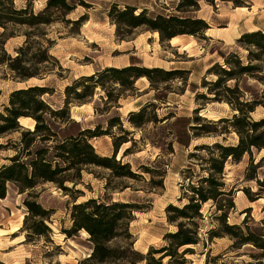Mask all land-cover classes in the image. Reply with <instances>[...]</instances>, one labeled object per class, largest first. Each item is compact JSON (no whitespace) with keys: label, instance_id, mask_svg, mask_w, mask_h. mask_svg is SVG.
<instances>
[{"label":"rangeland","instance_id":"rangeland-1","mask_svg":"<svg viewBox=\"0 0 264 264\" xmlns=\"http://www.w3.org/2000/svg\"><path fill=\"white\" fill-rule=\"evenodd\" d=\"M69 1L75 3L76 8L63 22L34 29L9 25L5 32L0 28V34L4 32L6 37V58L21 57L25 70L21 69L20 73L36 74L32 78L21 79L6 65L0 64V113L12 91L29 86L49 89L50 92L42 100L52 109L62 107L66 87L82 76H90L107 67L121 69L127 64H137L164 71L174 67L186 71L183 69L192 67L194 59L204 56L207 49L211 52L219 48L222 55L235 52L245 62L247 52L237 44V40L227 48L210 42L206 36L202 41L188 39L185 43L173 41L170 44L160 42L159 37L156 38L158 34L143 27L120 40L107 14L113 5L119 9L126 5L135 7L136 13L146 9L148 13L207 18L213 29L208 34L212 35L215 32L225 33L224 29L230 26H236L239 30L251 29L249 22L252 20L254 24L264 25V0H197L198 10L184 8L180 11L177 9L179 0ZM24 3L16 1L15 6L20 8ZM44 6L45 0L33 1L34 12L42 10ZM80 17L85 18L81 24L72 23ZM254 31L258 30L251 32ZM20 48L25 50L21 55L18 51ZM43 55L51 59L39 63ZM222 55L217 62L221 66L224 65ZM184 73L167 83L157 80L150 83L145 78L139 79L132 91L106 80V90L97 86L91 99L70 105V119L83 128L94 129L98 126L100 131H105L110 119L117 120L114 122L116 126L109 132L117 138L124 135L122 131H126L128 134L125 137L129 142L119 148L115 159L121 165H129L130 171L137 176L134 179L116 178L109 170L85 167L79 179L64 185L67 191L52 183H44L20 193L15 186L9 185L6 197L0 200V264H90L84 262L91 253L87 234L80 231L67 238L62 233L63 229L71 226L69 210L73 201L78 204L89 198L130 202L141 208L133 213L128 225L135 252L146 255L149 249L158 250L167 245L164 236L175 232L176 226L167 221L166 207L184 204L185 188L190 181L207 174L203 170L206 153L195 150V146L214 143L233 146L237 143L236 134L229 128L228 133L221 135L193 136V133L201 131H192L191 127L204 129L211 121L230 119L234 112L225 103L197 100V95H206L202 82L214 81V75L205 72L200 79L198 76L191 78L187 71ZM233 84L234 81L227 83L231 87ZM238 85L246 98L260 95L264 89L252 77L238 79ZM107 92L113 102L107 100ZM141 107L147 108L145 115L149 122L135 128L127 120L128 113L137 112ZM194 110H198V113L195 114ZM196 117L200 118L198 122L195 121ZM251 117L254 120L264 117L263 108L258 107ZM18 122L24 129H33L34 121L31 118ZM223 127L226 129L224 125L216 128ZM20 137L19 132L0 136V145L4 146L0 150V166L7 163L6 157L14 154L12 147L19 144ZM90 143L98 155L112 156L114 148L110 136L92 139ZM127 149L128 152L124 154ZM253 165L257 166L254 172L247 156L238 164H225L223 181L226 189L232 191L234 203L227 222L238 227L247 226L256 235L264 236V189L256 182L264 181V151L254 152ZM251 174L256 180L248 179ZM24 199L35 200L44 209L52 210L46 222L50 228L47 239L32 238L26 241L25 233L21 231L26 214ZM201 213L202 219L197 221L201 242L190 247L193 253L183 256V264H264L261 252L252 245L232 248V241L227 236L208 241L207 232L216 228L213 219L215 210L210 203H206ZM125 245L123 239L113 240L109 244L110 247ZM186 248H180L179 253ZM159 257L154 255L155 259ZM168 261L166 257L162 264H168Z\"/></svg>","mask_w":264,"mask_h":264},{"label":"trees","instance_id":"trees-1","mask_svg":"<svg viewBox=\"0 0 264 264\" xmlns=\"http://www.w3.org/2000/svg\"><path fill=\"white\" fill-rule=\"evenodd\" d=\"M16 1L25 2L20 8L15 6ZM35 0H0V28L5 32L9 25L24 26L30 29L39 26H49L63 22L65 17L75 10V3L69 0H45V6L38 12L33 11ZM211 3V1H210ZM198 10L197 0H179L177 9ZM137 12V8L124 6L122 9L113 5L108 11L111 24L115 25V34L123 40L132 34L135 29L145 28L146 31L158 34L159 41L165 42L174 37L187 35L202 41L209 29L208 23L198 17L176 16L148 13L146 9ZM85 20L80 17L72 23L81 24ZM66 22H70L67 21ZM4 32L0 34V64L6 65L17 74L18 78L29 79L36 74L20 73L25 70L21 57L6 58L4 44L6 37ZM237 44L246 50L245 62L237 53L231 52L222 55L224 65L213 64L207 69V75H214L212 82L203 81L201 86L206 89V95H197L198 99H205L211 103H225L234 112L230 119L221 118L216 122H210L208 127L193 126L191 130H199L193 133L194 137L205 135H218L228 133V128L237 136L236 145H212L195 146V150L204 151V171L206 176L199 177L196 181H190L185 188L183 198L186 202L180 207L168 205L166 207L167 221L176 226V231L164 236L167 245L158 250L149 249L146 255L135 252L130 242L128 225L132 221L133 213L140 211V207L134 203L121 201H103L89 198L81 203L73 204L69 210L71 226L63 229L62 233L71 238L82 231L88 236L91 244V253L84 262L90 264H162L164 258H169L168 264H183L184 255L193 253L190 247L200 244L198 220L202 219L201 209L206 203L214 208L213 219L216 228L210 229L208 241L213 238L227 236L232 241V248L238 249L244 245H252L261 252L264 257V236L256 235L247 226L230 225L227 222L228 214L234 209L232 191L227 190L224 178L226 163L238 164L244 156L253 165L254 152L264 151V117L254 120L251 114L258 107L264 110V89L260 95L246 98L244 91L238 85V79L252 77L264 86V31L243 33ZM20 55L24 49H18ZM46 54V53H45ZM51 59L43 55L39 63ZM186 71H164L158 68H146L137 64H129L121 69L107 67L90 76H82L75 80L71 86L65 88L63 106L52 109L42 97L50 91L45 87L29 86L16 89L9 94L7 105L0 113V136L10 132H19L20 142L14 149V154L6 157V164L0 166V200L6 197L8 186H15L20 193L33 190L40 184L52 183L58 188L67 191L64 186L68 182H74L80 178L81 170L85 167H97L111 171L116 177L136 178L137 175L130 171L127 164L121 165L115 157L119 148L128 143L126 131L124 135L114 138L109 132L116 126V119L108 121V129L100 131L81 127L70 119V105L81 103L91 99L97 86L105 89V81L109 80L125 90H133L134 84L139 79H147L150 83L156 80L162 83L170 82ZM234 81L233 86L227 83ZM107 100L113 102L109 92ZM208 95L210 97H208ZM146 107H141L137 112H129L127 120L135 128H141L149 120L146 118ZM198 113V110H194ZM34 121L32 130L24 129L18 120L29 119ZM199 117L195 118L198 122ZM119 125V123H118ZM226 129H217L219 126ZM213 130H210L212 127ZM102 136H110L113 139V154L111 157L100 156L96 153L92 139ZM8 146V144L6 145ZM4 146L0 145V150ZM128 149L124 151V154ZM189 180L191 178L187 177ZM249 180H256L251 174ZM258 186L264 189V181L256 180ZM250 201H253L250 199ZM26 214L23 218L21 231L25 233L26 241L32 238H48L50 228L47 225L52 210L44 209L35 200H23ZM116 239L126 241L124 247H110L109 244ZM187 247V248H186ZM180 248H186L179 253ZM154 255H160L158 259ZM179 262V263H178ZM227 264V263H221Z\"/></svg>","mask_w":264,"mask_h":264},{"label":"crops","instance_id":"crops-1","mask_svg":"<svg viewBox=\"0 0 264 264\" xmlns=\"http://www.w3.org/2000/svg\"><path fill=\"white\" fill-rule=\"evenodd\" d=\"M201 18L203 20H205L208 25H209V29L207 30V32L205 33V36L208 38V40L210 42H217V45H220L221 47H231L232 44L234 43V41H236L243 33L246 32H251L252 30H262V28H264V25L262 24H254V21L252 20L251 22H249L251 29H246V30H239V28H237L236 26L233 27H228L225 28L224 30H226L225 33H218L215 32V35L213 34H208L209 32H212V23H210V19L207 18H202V17H198ZM156 35V33H155ZM154 33L153 36L155 37ZM158 36H156L157 38ZM188 39L190 40H196L195 38H193L192 36H187V35H182V36H177L174 37L170 40L167 41V43L173 42V41H178L180 43H185ZM177 42V43H178ZM200 44V43H199ZM179 45V43H178ZM201 45V44H200ZM221 53H220V48L218 50H213L211 52H208V49L206 51V54L202 57H199L198 59H194V65L190 68H186L183 70H186L187 72H189L190 77L191 78H197V76L201 79L203 77V74L207 71L208 68H210L213 64L218 62V59H220L221 57ZM125 66H128L125 65ZM198 68V70H197ZM169 70H179L178 68H172ZM182 70V69H180ZM143 79V78H142Z\"/></svg>","mask_w":264,"mask_h":264},{"label":"bare ground","instance_id":"bare-ground-1","mask_svg":"<svg viewBox=\"0 0 264 264\" xmlns=\"http://www.w3.org/2000/svg\"><path fill=\"white\" fill-rule=\"evenodd\" d=\"M21 120H24V119H21ZM84 233V232H83Z\"/></svg>","mask_w":264,"mask_h":264}]
</instances>
